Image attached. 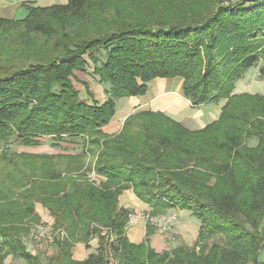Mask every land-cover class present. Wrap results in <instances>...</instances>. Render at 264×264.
<instances>
[{
	"label": "trees",
	"instance_id": "16d2710c",
	"mask_svg": "<svg viewBox=\"0 0 264 264\" xmlns=\"http://www.w3.org/2000/svg\"><path fill=\"white\" fill-rule=\"evenodd\" d=\"M246 1H24L23 18L0 16V164L9 169L0 196L10 200L0 204L1 246L25 264H264V95L233 90L264 55V0ZM25 48L37 52L16 59ZM89 68L109 85L101 103L77 88L76 72ZM156 77L182 78L194 107L223 99L218 117L190 130L164 112L140 110L107 135L116 100L142 96ZM42 135L79 138L83 152L6 157L9 142ZM88 171L106 182L96 184ZM129 187L149 215L190 210L200 222L195 243L155 251L151 216L146 239L130 242L131 211L118 206ZM35 202L50 211L57 234L46 263L21 240L25 222L40 220ZM94 236L95 250L74 259V243L89 248Z\"/></svg>",
	"mask_w": 264,
	"mask_h": 264
},
{
	"label": "crops",
	"instance_id": "0c3cea01",
	"mask_svg": "<svg viewBox=\"0 0 264 264\" xmlns=\"http://www.w3.org/2000/svg\"><path fill=\"white\" fill-rule=\"evenodd\" d=\"M24 1L33 0H0V16L9 19L14 18L16 10L22 8L21 4ZM33 2L34 5H40L37 4L35 0ZM245 73L247 74V72ZM76 76L78 78V74H76ZM248 80L249 79L244 76L243 85H238L240 81L237 80L233 89L234 92H258L264 95L263 84L260 86L254 83L249 85L248 83L250 80ZM182 83L183 79L179 77H172L170 79L156 77V79H153L148 82L147 90L145 94H142V96H128L127 98L117 99L115 106L116 112L113 118L108 122V124L103 127V131L110 136L118 133L123 125V121L128 117V115L140 110L164 112L168 117L180 122L185 128H188L190 130L201 129L205 125L214 122L220 113L224 100L221 99L211 105L205 103L200 104V106L194 107L184 96V92H182ZM95 100H97L98 103L105 101L106 94L103 93L101 97H97ZM71 145L73 146L74 144ZM77 153L79 152L72 151L70 155ZM76 173H78V171H72L71 174L76 175ZM87 176L90 180L94 181L98 185H101V183L106 182V178L103 175H99L94 171H88ZM118 206L124 207L131 211L129 215V220L127 222L128 224L125 229L126 238H128L130 242L133 241L139 243L144 241L146 239L145 234L147 230L146 222L148 217L151 216L149 215L151 208L148 206L147 203L141 201L136 196V194H134L131 187L123 189L120 192L118 197ZM35 212L40 216V222H43L42 219L44 217V222L47 223L46 227H48L52 235H54V232L52 231L53 218L50 215V211H48L46 207L43 208L38 203L35 205ZM174 215H176V220L173 226V232H175V234L177 232L174 241L163 235V233L158 228L153 230L149 235V244L155 251H169L175 248V246L181 245L183 243L189 245V239L185 237V234L190 236L192 232L194 233V240H197L199 221L196 220L194 215H192L191 211L180 208H172L166 210L165 213L161 214V216L165 217H171ZM88 245L89 248H86V244L84 242H75L72 248L73 258L77 260L86 259L89 253L93 252L97 247L98 239L95 236L91 237L88 242ZM51 248L53 249L52 252L48 250L47 253H54V251L56 250L55 244L52 245ZM31 253L35 254L33 251ZM109 264L116 263L110 262Z\"/></svg>",
	"mask_w": 264,
	"mask_h": 264
},
{
	"label": "rangeland",
	"instance_id": "374dc122",
	"mask_svg": "<svg viewBox=\"0 0 264 264\" xmlns=\"http://www.w3.org/2000/svg\"><path fill=\"white\" fill-rule=\"evenodd\" d=\"M35 1L37 4H40L43 6H51L53 4L67 3V0H35ZM237 1H240V0H224L223 4L226 2L233 3ZM247 2L248 1H246V3ZM26 13L27 12L25 9L19 8L18 10H16V13L14 14V18H23ZM36 52H37V48L19 49L18 52L16 53L15 58L18 60H21V58H25V56L35 54ZM258 61L259 62L256 63V65H254L253 67H251V69L249 68V70L246 71L247 74L245 72L242 74V77L238 79V81H240L238 85L240 84L243 85L244 76H246L250 80V81L248 80L249 85L254 83V84H258V86L262 84L264 86V55H262V57H260ZM76 74H78L77 79L79 81V83H77V88L80 90V95L83 98L84 97L87 98L88 103H92V99L95 100L97 97H101L103 93L106 94V89H108L109 85L97 80V78L91 74V68L87 69V71L84 73L80 72ZM106 98H107V94H106ZM208 104L211 105L213 103H208ZM34 140H35L34 143H31L28 145L22 142L21 140H16V139H14V141H12L11 143L9 142L8 144H6L7 145L6 148L8 147L9 149V151L6 154L7 155L6 157L14 158V156H16L15 157L16 159L25 158L23 160L26 162L27 160L29 161L30 158H36L37 160H39L43 155H47V154H49L50 156L56 155L57 153L64 154V155L66 154L70 155L72 151L79 152V154L80 153L82 154L83 149H84V145L79 138H73L72 140L74 141H71V140L66 141V140H61V139H54L50 137L49 135H42L41 137H38L37 140L34 138ZM71 144H74V145L72 146ZM3 147L5 148V146ZM21 154H27V155L33 154V155L21 156ZM2 162H4V158L0 159V163ZM8 172H9V169L2 168L0 164V182L8 178L7 176ZM5 201H10V200L0 196V204ZM38 203L41 205L40 202H35L33 205V212L41 220L40 216L35 212V205ZM3 209L4 208L1 206L0 211ZM164 217L165 216H161L160 214V215H154V216L151 215V217L150 218L148 217V218L149 219L158 218V220H160L161 218H164ZM40 220L38 222H35L36 220L34 221L33 217H30L25 222V225H26L25 227L28 228L29 233L22 235V240H23L22 244L25 245V248L27 251H29L30 253L33 251L35 255L39 256L40 260L43 263H46V261H48V259H50V257L53 255V253L52 254L47 253V251L50 250L52 252L53 249L51 248V246L54 245L53 243L54 240H49L51 239L52 234L47 238L45 237L46 234L44 237H40V239L36 238V236L40 234V231H42V229H45V227L47 226L46 225L47 223L44 222V217L42 219L43 222H40ZM150 222L154 223V226L156 227V229L157 228L159 229V227L157 226L159 222L152 221V220ZM198 224L200 227V222H198ZM175 235H177V232ZM193 235H194L193 232L190 234V236L185 234V237H187V239H189V242H190L189 245L187 246H192L195 243L196 240H194L195 238ZM58 236L61 237V234L60 235L58 234ZM218 239H221L220 235H218V237L210 239L209 243L212 242L213 240H218ZM1 248H0V257H3L1 259L3 263L5 264H25L24 260L21 257L15 256L12 251L10 252V249H8V246L5 247L4 245H2ZM248 264H252V263H248Z\"/></svg>",
	"mask_w": 264,
	"mask_h": 264
},
{
	"label": "built area",
	"instance_id": "2783aa9c",
	"mask_svg": "<svg viewBox=\"0 0 264 264\" xmlns=\"http://www.w3.org/2000/svg\"><path fill=\"white\" fill-rule=\"evenodd\" d=\"M150 220L159 222L158 224L157 223L156 224L159 227L160 231L163 233V235H165L166 237L170 238L171 240L175 239V232H173V226L175 224L176 215L171 216V217H164V218H161L160 220H158V218H154V219H150ZM61 233L64 234V230L63 229H62ZM45 234H46V236H45ZM51 234L52 233L49 230V228L45 227V229H42V231H40V234H38L36 236V238L40 239V237H44V236L47 238ZM103 234H105L106 236H111V235L108 234L107 228H104ZM52 236L53 235H51V239H49V240L53 239Z\"/></svg>",
	"mask_w": 264,
	"mask_h": 264
},
{
	"label": "bare ground",
	"instance_id": "6f19581e",
	"mask_svg": "<svg viewBox=\"0 0 264 264\" xmlns=\"http://www.w3.org/2000/svg\"><path fill=\"white\" fill-rule=\"evenodd\" d=\"M159 97V96H158ZM158 99V98H157ZM166 99V98H165ZM160 101V100H159Z\"/></svg>",
	"mask_w": 264,
	"mask_h": 264
}]
</instances>
